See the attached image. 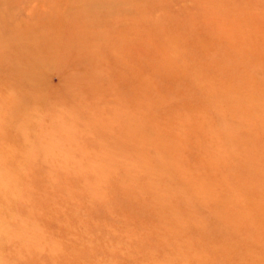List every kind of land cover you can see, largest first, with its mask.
Segmentation results:
<instances>
[{
    "label": "rangeland",
    "instance_id": "1",
    "mask_svg": "<svg viewBox=\"0 0 264 264\" xmlns=\"http://www.w3.org/2000/svg\"><path fill=\"white\" fill-rule=\"evenodd\" d=\"M0 264H264V0H0Z\"/></svg>",
    "mask_w": 264,
    "mask_h": 264
}]
</instances>
